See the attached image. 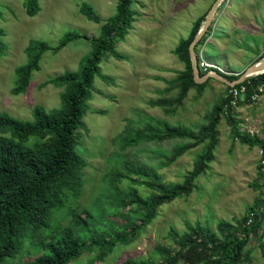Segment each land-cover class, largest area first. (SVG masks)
I'll list each match as a JSON object with an SVG mask.
<instances>
[{"label": "rangeland", "instance_id": "obj_1", "mask_svg": "<svg viewBox=\"0 0 264 264\" xmlns=\"http://www.w3.org/2000/svg\"><path fill=\"white\" fill-rule=\"evenodd\" d=\"M38 2L39 11L29 16L25 0H0V30L6 44L0 55V112L19 119H31L35 105L49 111L59 107L63 89L46 81L66 70H76L91 50L88 40L78 39L57 52L45 51L26 91L13 94L15 68L26 62L25 50L30 39L43 40L55 47L69 30L97 37L104 19L115 13L117 0ZM82 2L91 4L102 22L86 18L79 10ZM213 2L132 0L136 14L124 38L115 43L118 56L105 53L99 63L100 72L111 81L94 77L89 110L82 119L84 127L79 129L75 151L86 161L81 191L68 198L67 206L54 212L52 225H67L71 219L68 208H75L81 217L85 215L83 210H88L96 216L113 218L98 223L97 234L120 231L126 219L123 215L110 216L116 210L109 209L106 196L110 190V173L114 169L122 170L125 160H136L151 168L167 184L186 181L202 157L205 169L194 178L189 193L162 203L156 216L142 226L131 242L118 243L110 251L91 245L67 264H123L126 258L164 264L163 254L157 248L172 253L177 249L168 234L170 229L184 235L188 226L200 223L210 227L219 239L226 233L221 231L222 226L231 225L233 230L246 207L257 198L264 199V174L259 168V151L264 149V94L254 100L241 99L230 111L224 106L218 110L228 97V85L214 76L202 80L200 77L206 73L199 69L202 73L198 72V81H194L184 98L177 100L182 87L173 79L185 69V62L173 49L181 38L189 36L198 19L202 26ZM194 50L201 51L199 55L205 61L216 63L221 69L219 74L234 81V77L264 56V0H222ZM201 83H204L202 88L198 86ZM159 99L164 101L160 105L149 102ZM149 117L184 126L195 138L172 137L122 146V133L129 127H143ZM215 117L216 123L210 130ZM233 128L241 135L257 138L263 146L243 142L240 136L233 135ZM179 147L184 150L174 157ZM118 186L122 189L133 186L142 196L151 191L145 185L127 180ZM257 210H260L257 225L252 226L253 214L245 223L251 228L236 264H264L259 248L264 241V205ZM122 211L139 222L134 205ZM41 253L27 239L3 264H22ZM176 264L185 263L179 260Z\"/></svg>", "mask_w": 264, "mask_h": 264}, {"label": "trees", "instance_id": "obj_2", "mask_svg": "<svg viewBox=\"0 0 264 264\" xmlns=\"http://www.w3.org/2000/svg\"><path fill=\"white\" fill-rule=\"evenodd\" d=\"M131 3L132 0H117L115 13L103 22L91 4L80 3L79 10L86 18L102 22L99 35L90 38L69 30L62 35L55 47L43 40L30 39L25 50L26 62L15 68L11 92L24 93L30 84L32 73L39 69L45 51L57 52L78 39L88 40L91 44L89 54L82 59L76 70H66L46 81L62 87L59 107L49 111L42 105H35L31 111V119H19L0 112V264L16 253L27 239L41 249L42 253L22 264H67L91 245L110 251L118 243L127 244L136 238L143 225L151 222L162 203L189 193L193 188L192 181L205 169V159L202 157L194 170L189 172L186 181L167 184L151 168L136 160H125L122 170L114 169L110 173V190L106 196L109 209L116 210L110 216L123 215L122 218L126 219L120 231L97 234L96 225L113 218H106L103 214L96 216L88 210H83L85 215L81 217V213L75 208H68L71 219L67 225H52L54 212L67 206L68 198L77 196L81 191L82 169L86 161L75 151L80 136L79 129L84 127L82 119L89 110L88 101L92 97L94 77L111 81L100 72L99 63L105 53L118 56L115 43L124 38L136 14ZM25 9L29 16L35 15L40 9L38 0H25ZM200 25L201 19H198L189 36L181 38L173 49V53L185 62V69L173 79L174 83L182 87L177 100L184 98L188 89L195 85L188 47ZM5 49L6 44L0 30V55ZM263 80L264 72L244 79L242 83L246 85V91L239 96L238 102L242 98L249 100ZM198 86L202 88L204 83ZM228 100L229 94L224 103L218 106V110L223 109ZM149 102L151 105H160L164 101L159 99ZM216 120L217 117L212 121L210 130H213ZM232 133L235 137L240 136L250 146H263L257 138L241 135L236 128L232 129ZM172 137L195 138V135L184 126H174L165 120L149 117L143 127L127 128L122 133L121 140L122 146L127 147L141 141ZM183 150L184 147H179L173 156H178ZM210 152L211 149L208 150L211 155ZM122 180L145 185L151 190L150 194L142 196L133 186L122 189L118 186ZM254 187H257L256 183ZM129 205L137 208L139 222L123 213L122 209ZM260 205H264V199L257 198L248 205L233 230L231 225L222 226L221 231L225 230L226 233L223 232L219 239L210 227L200 223L188 226L184 235H178L170 229L168 234L176 245V251L172 253L159 248L157 251L163 254L164 264H176L179 260L185 264H236L251 228L245 223L250 214H253L252 226L257 225L260 213L257 208ZM238 232L242 234L239 236ZM259 248L264 258V241L259 244ZM161 262L126 258L123 264H163Z\"/></svg>", "mask_w": 264, "mask_h": 264}, {"label": "water", "instance_id": "obj_3", "mask_svg": "<svg viewBox=\"0 0 264 264\" xmlns=\"http://www.w3.org/2000/svg\"><path fill=\"white\" fill-rule=\"evenodd\" d=\"M221 1L222 0H215L213 5L210 7L209 11L207 12L202 26L199 28V30L195 34L194 38L192 39V41L188 47L191 65H192L193 80L195 82H197L198 78H199V75H198L199 69L197 66V53L194 50V45L198 42V40L202 37V35L207 30L208 25L211 23V20L213 18V13ZM262 72H264V56L260 60L256 61L255 63L249 65L243 71V73H241V75H239V77L237 79H235L234 81H229L227 78H225L224 76H222L221 74H219L217 72L206 73L204 76H202L200 78L202 80H205L208 77L214 76V77L220 79L221 81H223L224 83H226L227 85H234L236 83L242 82L244 79H246L250 76H254V75L260 74Z\"/></svg>", "mask_w": 264, "mask_h": 264}, {"label": "built area", "instance_id": "obj_4", "mask_svg": "<svg viewBox=\"0 0 264 264\" xmlns=\"http://www.w3.org/2000/svg\"><path fill=\"white\" fill-rule=\"evenodd\" d=\"M201 51L197 53V66L198 69L201 71H205L206 73H221L220 67L213 62H208L202 59L199 55ZM229 100L228 102L224 105V109L234 107L237 102L239 96H241L245 91H246V85L243 84L242 82L236 83L234 85H229ZM264 94V80L259 84L258 88L256 91H254L250 95V99L254 100L257 99L259 96ZM243 99V98H242ZM260 163H259V168L261 172L264 174V149H260Z\"/></svg>", "mask_w": 264, "mask_h": 264}, {"label": "crops", "instance_id": "obj_5", "mask_svg": "<svg viewBox=\"0 0 264 264\" xmlns=\"http://www.w3.org/2000/svg\"><path fill=\"white\" fill-rule=\"evenodd\" d=\"M214 2H215V0H214ZM214 2H213V3H214ZM213 3L211 4V6L213 5ZM229 5H231V4H229Z\"/></svg>", "mask_w": 264, "mask_h": 264}, {"label": "bare ground", "instance_id": "obj_6", "mask_svg": "<svg viewBox=\"0 0 264 264\" xmlns=\"http://www.w3.org/2000/svg\"><path fill=\"white\" fill-rule=\"evenodd\" d=\"M259 72V71H258Z\"/></svg>", "mask_w": 264, "mask_h": 264}]
</instances>
